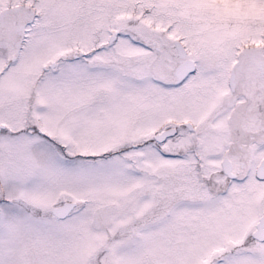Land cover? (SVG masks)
<instances>
[{
    "label": "snow or ice",
    "instance_id": "6c2138e0",
    "mask_svg": "<svg viewBox=\"0 0 264 264\" xmlns=\"http://www.w3.org/2000/svg\"><path fill=\"white\" fill-rule=\"evenodd\" d=\"M0 264H264V0H0Z\"/></svg>",
    "mask_w": 264,
    "mask_h": 264
}]
</instances>
